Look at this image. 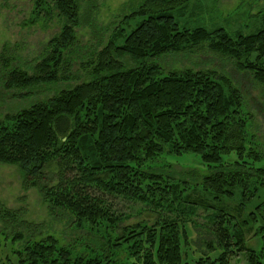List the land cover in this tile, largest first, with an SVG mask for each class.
I'll return each mask as SVG.
<instances>
[{
    "label": "trees",
    "instance_id": "obj_1",
    "mask_svg": "<svg viewBox=\"0 0 264 264\" xmlns=\"http://www.w3.org/2000/svg\"><path fill=\"white\" fill-rule=\"evenodd\" d=\"M49 1L62 20L60 32L48 41L33 74L6 68L8 61L0 58V66L7 69L3 88L69 81L63 72L69 71V65L61 52L74 42L80 7L78 0ZM188 1L143 0L122 23L136 15L144 17L142 21L129 33L119 28L111 36L85 65L89 68L86 80L61 89L45 102L7 114L0 123V163L20 167L29 186L48 201L50 211H68L77 227L121 223V212L110 209L115 208L112 199L156 207L166 205L168 195L174 196L170 203L179 200L181 193L188 197L192 186L185 181L173 182L170 175L143 168L165 148L170 154L190 152L199 157L210 170L201 176V190L215 202L232 198V191L238 189L243 207L257 197L258 190L264 193V162L244 146L239 91L212 71L162 74L147 63L206 42L212 51L235 60V67L249 73L264 94V28L236 38L222 28L181 30L172 12L184 13ZM124 57L135 65L126 68L120 61ZM229 156H234L233 161H226ZM211 216V224L218 223L220 238L221 253L215 258L205 255L190 261L182 251L188 244L187 230L173 219L151 226H123L117 237H103L90 254L78 256L71 245H59L49 234L40 238L44 235L38 224L1 206L0 264H117L111 250L124 244L136 257L133 264H228L232 247L245 253L247 264H263L261 249L247 245L239 228L234 227V243L222 228L234 218ZM248 219L264 240V200L248 213Z\"/></svg>",
    "mask_w": 264,
    "mask_h": 264
},
{
    "label": "rangeland",
    "instance_id": "obj_2",
    "mask_svg": "<svg viewBox=\"0 0 264 264\" xmlns=\"http://www.w3.org/2000/svg\"><path fill=\"white\" fill-rule=\"evenodd\" d=\"M142 1L78 0L80 24L78 23L79 25L74 28V42L61 52L69 65V71H63L66 72V76L69 75L68 82L7 90L3 88L5 76L3 73L7 69L0 66V123H3L7 114H16L31 105L45 102L61 89L72 88L86 80L89 76V68L85 65L104 48L111 36L115 35L119 28L129 33L142 21L144 17L136 15L135 19L122 23L125 15L136 10ZM36 2L37 0H0V58L4 57L8 61L6 68H19L29 75L34 73L33 66H36L45 55L48 41L58 35L62 26V20L49 0L42 1L40 5ZM188 2L185 12L181 15L178 14L179 12H172L181 30H193L198 27L214 31L216 28H222L230 37L236 38L239 35L254 34L264 28V0H189ZM120 43L121 39L117 44ZM207 45L205 42L193 47L185 46L180 52L161 55L147 63L156 65L162 74L185 69L208 70L228 80L241 95L240 113L244 124V146L250 148L251 153H256L264 162L262 86L249 73L239 71L235 67V60L231 57L216 53ZM250 59H254V55ZM120 61L126 68L135 65L129 58L124 57ZM88 158L91 161L90 157ZM225 159L231 162L234 156ZM143 168L156 169L159 173L170 175V180L173 182L185 181L192 186L187 190L188 197L181 193L182 197L179 200L170 203L174 196L168 195L167 199L170 201L166 205L156 207L150 203L141 204L138 201L128 203L112 199L110 203L115 208L110 209L114 213L116 209L121 212L123 216L121 223L105 222L89 226L82 223V227H77V224L71 222L75 221V217L72 216L73 219L70 220L68 211H50L48 201L42 198L38 189L29 186L20 167L0 163V207L14 211L16 217L20 219L38 224L40 234L44 235L40 238L49 234L58 240L59 245L65 247L71 245L74 249L73 254L78 256L90 254V250L95 248L103 237L111 239L117 237L116 234H120L119 229L123 226L134 227L135 224L151 226L157 221L173 219L178 222V226L182 225L187 230L188 244L182 251L188 255L190 261L206 257L205 255L215 258L221 253V249L217 247L220 239L216 232L218 223L211 224V215L217 213L223 215L225 219L234 218L233 221L229 220L222 225V228L225 227L233 243L235 240L231 236L239 228L244 233L247 245L258 251L261 249L264 264V240L260 234L255 233L256 228L248 219V213L257 206V203L264 200L262 191L258 190L257 197L243 207L240 205L238 189L232 191L234 193L232 198L223 197L219 202H215L210 194L201 190L202 186H200L201 176L210 170L201 163L199 157L190 152L174 155L168 153L165 148L161 156L153 162L146 161ZM261 182L258 181V184ZM190 203H194L191 204V211ZM243 222L247 226H244ZM128 246L124 244L119 249L111 250L112 259L117 264L136 262V257ZM236 249L232 247L233 254L228 256V264H247L245 253Z\"/></svg>",
    "mask_w": 264,
    "mask_h": 264
}]
</instances>
